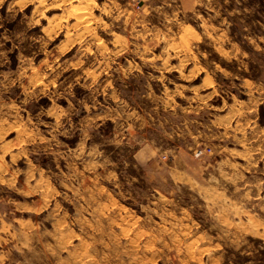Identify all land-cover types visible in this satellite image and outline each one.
Returning <instances> with one entry per match:
<instances>
[{
	"label": "rangeland",
	"instance_id": "374dc122",
	"mask_svg": "<svg viewBox=\"0 0 264 264\" xmlns=\"http://www.w3.org/2000/svg\"><path fill=\"white\" fill-rule=\"evenodd\" d=\"M195 2L0 0V264H264V0Z\"/></svg>",
	"mask_w": 264,
	"mask_h": 264
},
{
	"label": "crops",
	"instance_id": "0c3cea01",
	"mask_svg": "<svg viewBox=\"0 0 264 264\" xmlns=\"http://www.w3.org/2000/svg\"><path fill=\"white\" fill-rule=\"evenodd\" d=\"M196 0H182V5L186 8V12H190L195 8Z\"/></svg>",
	"mask_w": 264,
	"mask_h": 264
},
{
	"label": "built area",
	"instance_id": "2783aa9c",
	"mask_svg": "<svg viewBox=\"0 0 264 264\" xmlns=\"http://www.w3.org/2000/svg\"><path fill=\"white\" fill-rule=\"evenodd\" d=\"M204 153H205L204 150H197V151L195 152L194 156H195L196 158H200V157H202V156L204 155Z\"/></svg>",
	"mask_w": 264,
	"mask_h": 264
}]
</instances>
